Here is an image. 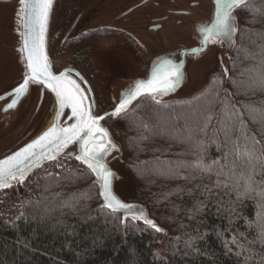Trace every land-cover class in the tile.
Segmentation results:
<instances>
[{
    "label": "trees",
    "instance_id": "obj_1",
    "mask_svg": "<svg viewBox=\"0 0 264 264\" xmlns=\"http://www.w3.org/2000/svg\"><path fill=\"white\" fill-rule=\"evenodd\" d=\"M250 8L226 86L220 66L189 98L143 97L104 121L123 148L116 170L168 244L101 209L82 166L45 179L12 222L0 216V264H264V0Z\"/></svg>",
    "mask_w": 264,
    "mask_h": 264
},
{
    "label": "flooded vegetation",
    "instance_id": "obj_2",
    "mask_svg": "<svg viewBox=\"0 0 264 264\" xmlns=\"http://www.w3.org/2000/svg\"><path fill=\"white\" fill-rule=\"evenodd\" d=\"M216 8V0H54L47 39L52 70L85 80L94 93V115L100 116L111 110L101 108L102 77L107 75V83L127 81L135 73L133 78L145 79L154 56L200 46L202 29L214 23ZM242 9L232 12L239 22ZM18 10L19 0H0V157L38 131L53 101L49 91L31 81L23 93H14L26 72ZM205 50L187 59V71L199 57L218 59L212 40Z\"/></svg>",
    "mask_w": 264,
    "mask_h": 264
},
{
    "label": "snow or ice",
    "instance_id": "obj_3",
    "mask_svg": "<svg viewBox=\"0 0 264 264\" xmlns=\"http://www.w3.org/2000/svg\"><path fill=\"white\" fill-rule=\"evenodd\" d=\"M216 18L214 23L202 29L204 41L216 38H231L237 31L231 23L235 19L232 12L238 8H248L249 11H259L250 8V0H216ZM53 0H19L17 11L18 32L22 38L20 52L25 61L24 82L14 89L15 95L24 92L29 82L43 83L57 97L58 110L56 120H59L65 107H70L72 116L77 123L67 128H60L53 124L37 140L20 149L13 155L0 161V188L11 187L12 182L23 183L30 168L40 167L42 161L55 160L56 156L69 144L79 142V154L75 159L86 165L96 176V183L100 184V196L104 200L102 207L112 212L123 209L129 210L134 220L143 222L155 231L162 229L143 214L131 212L133 206L120 202L111 192V176L104 165L103 156L114 149L106 129L100 127L103 116H92L86 108V97L74 80L68 79L65 73L59 76L49 71L47 56L45 55V38ZM264 14V13H262ZM181 76L180 68L170 61H163L146 82L138 81L127 98L116 106L113 116L124 111L131 100L141 94L163 96L172 91ZM158 102V101H157ZM14 105H9L13 107ZM54 149V151H53Z\"/></svg>",
    "mask_w": 264,
    "mask_h": 264
},
{
    "label": "water",
    "instance_id": "obj_4",
    "mask_svg": "<svg viewBox=\"0 0 264 264\" xmlns=\"http://www.w3.org/2000/svg\"><path fill=\"white\" fill-rule=\"evenodd\" d=\"M53 5H54V0H53ZM53 8V6H52ZM51 12L52 9L50 10V16H51ZM50 16H49V21H48V26H47V32H46V38H45V48H44V52L45 55L47 56V60H48V64H49V71L55 75V76H59L54 74L52 67H51V61L49 59V55H48V50H47V43H48V30H49V23H50ZM234 27L237 29V31H235L234 33H232L231 38H216V39H209L212 40L218 47L219 51H218V60H219V64L221 66V69L223 71L224 74V84L226 86V83L228 81L229 78V61L232 57V53L234 51V48L236 46V38L238 35V31H239V27L241 25V23L234 19L233 22H231ZM22 41V38H21ZM207 48V41H202L200 46H197L195 48L192 49H186L185 47H175L171 50L166 51V53L162 54V55H158V56H154L151 60L150 63V68H149V73L147 75V77L145 79L142 78H131L127 81H123V82H117L115 81L114 83H108L106 86V91L108 93V97L109 100L112 103V109L100 116H103L104 118L102 120H100L99 124L100 127L104 128L107 130L108 132V137L111 141V143L115 146L114 149H109V151L103 156V163L106 167V169L108 171H110L112 173V176L110 178L111 180V192L113 194V196L116 197V199H118L120 202L128 204L133 206L131 208V212H136L138 215L139 214H143V216H146L148 219L152 220L154 222V224L159 227L160 229H162V231L157 232L155 231L153 228L149 227L148 225H146L142 219H136L134 220L132 218V216L129 214V210L127 209H123L117 212H113V213H117L121 215V223L122 225H125L127 221H131L133 223H140L144 226L149 227L150 229H152L154 232H156L158 234V244L160 246H164L165 243L169 242V240L171 239L172 235L171 233L162 228L149 214L148 208L146 205H143L141 203L138 202H128L123 200L116 192V183L120 180L123 179L122 174L117 171L113 164L115 162L117 163H124V159H123V148L122 145L115 140V138L113 137L111 131L108 129V127H106L103 124V121L109 117H118L119 115L127 112L129 109H131L133 107V105L140 100L143 97H151L153 98L152 95L144 93L141 94L140 96H137L135 99L131 100V102L127 105L126 109L124 111H122L120 114L113 116L112 113L114 112V109L116 108V106L121 102L122 99L127 98L128 95L131 93V91L135 88V85L138 81H144L146 82L147 80H149L152 76L153 71L163 62V61H170L173 65H176L180 68V72H181V76L180 79L176 85V87L168 92L167 94L160 96L157 95L155 96V98H159V99H164L173 95L178 94L179 92H181L183 89H187V92H191L192 89L190 87V81L188 78V71H187V59H192L197 55L200 54H204L206 52ZM66 77L68 79L74 80L76 82V84L79 85L81 91L83 92L84 96L86 97V102H85V106L86 108L90 111V114L92 116L94 115V110L96 109V102H95V97H94V93L92 92L90 86L88 85V83L83 80L81 77L78 76V79H80V81L76 80L75 78H72L71 76L67 75L65 73ZM113 80V78H111ZM36 83V82H34ZM39 84L43 89L49 91L52 96H53V101L51 104V107L49 108L44 120L42 121L38 131L30 138L25 139V143L17 148L16 150L5 154L4 156L0 157V161L5 160L7 157L13 155L14 153H16L17 151H19L20 149L24 148L25 146H27L28 144L32 143L33 141L37 140L40 136H42L44 134V132H46L49 128H51L53 126V124H57L60 128H67V127H71L72 125L77 123V119L75 117L72 116V110L70 107H65L63 110V113L60 115L59 120H56V113L58 110V104H57V97L55 95V93H53L50 89H48L43 83H37ZM79 142H73L71 144H69L66 148H64L57 156L56 159H62L65 157L68 158H72L74 159L76 162H78L81 166L85 167L86 169L87 166L82 164L80 161L75 159V156L79 154ZM54 151V149H53ZM54 160H46V161H42L41 162V166L52 162ZM37 167L34 168H30L29 171L26 173V178L29 176V174ZM89 170V169H88ZM90 171V170H89ZM91 172V171H90ZM95 182H96V176L94 174H92ZM25 178V179H26ZM17 184V182H12V185ZM99 193H100V184L96 183ZM8 188V187H6ZM6 188H0V190L6 189ZM100 196V194H99ZM101 199V209H106L108 211H110L107 208L102 207V205L104 204V200L103 198L100 196ZM112 212V211H110Z\"/></svg>",
    "mask_w": 264,
    "mask_h": 264
},
{
    "label": "built area",
    "instance_id": "obj_5",
    "mask_svg": "<svg viewBox=\"0 0 264 264\" xmlns=\"http://www.w3.org/2000/svg\"><path fill=\"white\" fill-rule=\"evenodd\" d=\"M82 166L72 158L57 159L35 168L23 183L0 190V216L12 222L19 212L38 199V189L48 177L64 171H79Z\"/></svg>",
    "mask_w": 264,
    "mask_h": 264
},
{
    "label": "rangeland",
    "instance_id": "obj_6",
    "mask_svg": "<svg viewBox=\"0 0 264 264\" xmlns=\"http://www.w3.org/2000/svg\"><path fill=\"white\" fill-rule=\"evenodd\" d=\"M189 64L190 65L188 68V78L190 81V87L192 89L191 92H187V89L186 90L183 89L178 94L164 98V99H159V98H152V99L158 102H165V101H170V100H181V99L189 98L197 94L198 92H200L208 84L211 77L214 76L215 73H217L220 67L219 60L214 58L213 55L212 57L210 56L201 57V58L199 57L196 60L191 61ZM131 77L132 78L137 77L136 73L133 74ZM102 79H104V84L107 86L108 83L106 82V80L109 79L107 75L102 77ZM104 90H105L104 92L98 93V95L100 94L102 95V99L104 100L103 103H101L102 99L100 100V104H102L101 108H103V110L112 109V103L109 100L108 93L106 91L107 89L105 87H104ZM65 158H68V157H65ZM113 166L116 169L118 167L117 162H115ZM119 172L122 174L123 179L116 183L117 194L125 201H128V202L136 201L137 200L136 191H135L134 186L130 182V180L127 178V176H125L124 173L126 171L125 170L123 171V169L121 168L119 169ZM167 244L168 242L165 243V245Z\"/></svg>",
    "mask_w": 264,
    "mask_h": 264
}]
</instances>
